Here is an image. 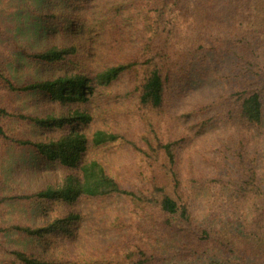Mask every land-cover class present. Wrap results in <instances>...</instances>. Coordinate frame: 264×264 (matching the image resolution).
<instances>
[{
  "label": "trees",
  "instance_id": "16d2710c",
  "mask_svg": "<svg viewBox=\"0 0 264 264\" xmlns=\"http://www.w3.org/2000/svg\"><path fill=\"white\" fill-rule=\"evenodd\" d=\"M9 1L0 264H264V0Z\"/></svg>",
  "mask_w": 264,
  "mask_h": 264
},
{
  "label": "rangeland",
  "instance_id": "374dc122",
  "mask_svg": "<svg viewBox=\"0 0 264 264\" xmlns=\"http://www.w3.org/2000/svg\"><path fill=\"white\" fill-rule=\"evenodd\" d=\"M10 1L9 0H0V24L3 25L4 27H10L13 26L15 23L13 20H11V10H10ZM16 24V23H15ZM0 25V26H1ZM18 26V24H17ZM216 130L220 131L223 133L220 142L216 139H214L218 133L211 131L208 133L200 142L199 145L203 144L202 146H199L200 151L202 152L201 154L206 157V159H202L203 161L206 162L207 166L209 167H215L218 170H224L229 173L231 176V171L230 170V152H229V146H233L232 140H230L229 136L226 134L227 132V127H222L220 128H215ZM208 130L207 132H209ZM206 132V133H207ZM255 133L260 137V142L257 145V152H258V157H257V168L260 170V174L264 176V123L261 127L255 129ZM215 135V136H214ZM213 137V138H212ZM212 146H227L228 151L223 152L222 154H219L217 151H214L213 149L209 148L206 143H210ZM206 142V143H205ZM219 149V148H217ZM226 157L228 160L223 157ZM225 165V166H223ZM226 181V180H225ZM221 189V186H216L215 184L207 185L204 186L203 189L199 190L197 198L199 201V206L201 209V212L203 215L206 217H211L212 219L216 217V212L218 211L217 209L213 212H206L208 208L212 207L209 205V202H214L218 201V198L221 197L222 194L218 193L216 196H214L215 192H218Z\"/></svg>",
  "mask_w": 264,
  "mask_h": 264
}]
</instances>
